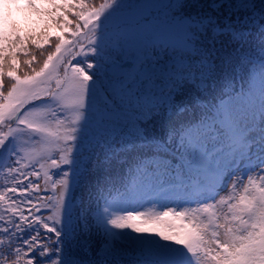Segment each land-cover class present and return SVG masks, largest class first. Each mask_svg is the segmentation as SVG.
<instances>
[{"label":"snow or ice","instance_id":"snow-or-ice-1","mask_svg":"<svg viewBox=\"0 0 264 264\" xmlns=\"http://www.w3.org/2000/svg\"><path fill=\"white\" fill-rule=\"evenodd\" d=\"M50 3L49 27L61 30L55 40H9L0 30V169L7 162L14 181L0 191V233L9 237L0 264H21L12 241L26 247L25 264H111L108 257L122 254L139 264H264V0H173L163 28L178 43L170 74L156 81H167L163 100L108 87L106 45L129 39L126 23L110 28L122 0ZM138 23L145 33L157 27L151 14ZM49 44L54 51L43 58ZM161 112L168 119L157 126ZM41 160L57 170L51 194L52 176L45 172L40 194L30 179L39 173L27 170L44 168ZM114 163L124 169L119 186L107 175L101 183ZM153 174L180 202L156 213L118 207L134 180ZM169 176L174 182L165 184ZM113 230L158 239L124 240ZM73 243L80 254L68 252Z\"/></svg>","mask_w":264,"mask_h":264},{"label":"trees","instance_id":"trees-1","mask_svg":"<svg viewBox=\"0 0 264 264\" xmlns=\"http://www.w3.org/2000/svg\"><path fill=\"white\" fill-rule=\"evenodd\" d=\"M32 2L34 3L35 7L28 8L27 5L23 6V7H17L15 9L13 15L10 14V10H9L7 5L5 6L4 9L0 10V15L7 18L6 26H0V30L6 31V33L8 34L9 40H11L14 35H18L21 37H31V38H38V37L47 35L50 38V40H55L56 36L60 34V32H61L60 29H56L53 31L49 27L50 22H49L48 17H49V14L53 12V7H52V4L50 3V0H32ZM104 2H105V0H87V3L93 8H99V6L101 4H103ZM172 2H173V0H122L123 6L120 9H118L117 11H115L110 18V28H114L116 25H119L121 23H126L128 25H131V22H134V21L138 20L139 17H143L147 14L152 15L153 21L156 20V22L161 23L163 25L164 18L169 11L168 5L171 4ZM136 3H138V4L136 5ZM123 10H125V11H123ZM120 12L127 14L128 18H120ZM127 31L129 34V38L132 39L136 43V45H139L141 48L142 47L144 48L145 45H144V42L142 39V32H143L142 29L140 27H138L137 29H130ZM151 34H152V32H150V35ZM65 35L67 36L68 34L65 33ZM68 38L71 39L70 36H68ZM173 39H174V40H172L173 43H175V42L178 43V41L175 37H173ZM151 41H152V43H153L152 45H154V47L162 45L161 42H159L154 36H151ZM85 44H86V41H85ZM0 46H2V43H0ZM45 49H47V51H45L43 58H46L48 52L54 51V45H52V44L45 45ZM121 54L122 53L120 51V53L117 54V56H116V54L114 56L109 55L110 59L108 60V63L104 66V72H105L106 68L108 67V65L112 61L117 60V57H119V58L121 57ZM140 55H141V58L144 59L146 57V52L143 51V49H142V51L139 53V56ZM37 56L39 59H43V58L39 57V53H37ZM64 58L69 59V60L71 59V56L69 55L68 51L64 52ZM77 59H79V57ZM165 59L160 61V65L164 66L165 61H166ZM75 62H76L75 60H72L73 64ZM160 65L159 64L155 65L154 67H152V69H150V68H148L149 66L147 65V62H146L144 64L143 68L140 67L142 65L139 66L138 79L141 82V86H140L139 91L133 96L134 99L137 97L147 98V96H153L155 98L163 100V95H159L157 92V89L164 90L165 84L155 82L157 84L156 85L154 83V75H149L151 73H155L154 69H156V67L160 66ZM41 66H42V64H41ZM61 74H62V69H61ZM109 79H110V77H109ZM118 80H120V79H118ZM110 81L111 82L109 83L108 87L110 90H113V91H119L121 88L126 89L127 86L130 84L129 81H122V80L115 81L112 79H110ZM157 81H159V80H157ZM167 119H168V113L167 112H161L158 116L155 117V123L157 124V126H159L160 124L165 123V121ZM52 153L57 155L53 149H52ZM57 158H58V156H57ZM36 159H40V157L37 156ZM41 163H45L44 160H41ZM45 164H47V163H45ZM38 167H40L39 164H36L34 169L29 168L27 170L28 171L34 170L40 174L38 180H37V178L31 179L33 181V183L39 184V186H40V181H41V183L45 182V184H46V179H45L46 177L44 175L45 173L38 171ZM41 169H43V168H41ZM109 170H112L113 172L120 171L119 167L116 166L115 163L112 165V167ZM56 171L57 170H53L54 175H55ZM150 177H151V179H153L152 181H156L159 179V177L156 176L155 174L151 175ZM19 178L23 179V177H19ZM55 178L58 179L59 177L55 175ZM167 178H169V177H167ZM24 183H26V181H24ZM13 185H14V181L12 179V174L9 173L6 169L2 174H0V191L6 192L7 188L11 187ZM79 195H80V193L78 192L77 196H79ZM8 196H9V200L6 201V203H10L12 194H8ZM34 202L39 203V201H34ZM118 206L121 209H127L128 208V205L127 204L124 205L123 201H121ZM144 210H146V209H144ZM0 211H2V210H0ZM42 211H44L46 213V210H42ZM9 215H10L9 213L5 212L6 217H8ZM167 222L168 221L166 220L165 224L168 225ZM141 226L142 227H151L150 225H141ZM161 227L163 228V226H161ZM164 230H165V233L168 234L167 229L165 228ZM40 231L43 232L44 230L40 229ZM116 231L121 233L122 238L124 240H127L129 235H131L133 237L143 236L146 238H157L158 239V237H156L154 233H139L138 234V233H132L131 230H116ZM0 241H3V243L0 244V252H4L7 249V246L9 244V237L6 234L0 233ZM17 243L18 242H16V241H12L13 253L15 252V248H16ZM115 243L118 246H122L120 241H116ZM18 247L21 248V256H20L21 264H25V261L28 258V256L26 255V248H24L23 246H20V245H18ZM69 253H71V252H69ZM0 259H3V257H0ZM5 264H10V261H6Z\"/></svg>","mask_w":264,"mask_h":264},{"label":"rangeland","instance_id":"rangeland-1","mask_svg":"<svg viewBox=\"0 0 264 264\" xmlns=\"http://www.w3.org/2000/svg\"><path fill=\"white\" fill-rule=\"evenodd\" d=\"M17 1H18V4L21 5V6H25L27 4V0H17ZM0 7H1V0H0ZM153 31L156 32V37L155 38L159 42H161L162 40H165V39L174 40L173 39L174 36H172L170 33L166 32L164 30L163 26L161 28L156 27ZM157 32H158V35H157ZM52 149L55 151V146L54 145L52 146ZM56 154L58 156V153H56ZM47 169H49L48 164H45L44 170H47ZM43 187H44V183L42 184V186L40 187V189L42 190ZM242 193H243V188L242 187H237V188H235V189L232 190L231 195L236 196L238 198V196L240 194H242ZM222 195H224V193H222ZM180 200H181V198H178L177 199V202H180ZM163 210H167V209H164L163 208ZM224 210L226 211V207H225Z\"/></svg>","mask_w":264,"mask_h":264},{"label":"water","instance_id":"water-1","mask_svg":"<svg viewBox=\"0 0 264 264\" xmlns=\"http://www.w3.org/2000/svg\"><path fill=\"white\" fill-rule=\"evenodd\" d=\"M127 69H128V65H126V66L124 67L123 70L112 71V73H113V74H122V73H124Z\"/></svg>","mask_w":264,"mask_h":264}]
</instances>
